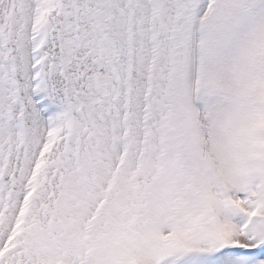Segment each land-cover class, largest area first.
I'll use <instances>...</instances> for the list:
<instances>
[{"label":"snow or ice","instance_id":"6c2138e0","mask_svg":"<svg viewBox=\"0 0 264 264\" xmlns=\"http://www.w3.org/2000/svg\"><path fill=\"white\" fill-rule=\"evenodd\" d=\"M0 264H264V0H0Z\"/></svg>","mask_w":264,"mask_h":264}]
</instances>
